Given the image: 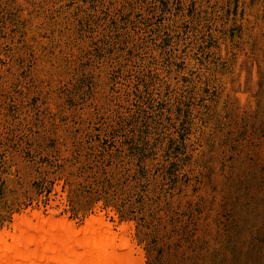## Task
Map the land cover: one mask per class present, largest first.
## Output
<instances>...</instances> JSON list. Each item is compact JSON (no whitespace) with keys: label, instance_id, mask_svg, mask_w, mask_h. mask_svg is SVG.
I'll list each match as a JSON object with an SVG mask.
<instances>
[{"label":"rangeland","instance_id":"rangeland-1","mask_svg":"<svg viewBox=\"0 0 264 264\" xmlns=\"http://www.w3.org/2000/svg\"><path fill=\"white\" fill-rule=\"evenodd\" d=\"M92 218L126 264H264V0H0V252Z\"/></svg>","mask_w":264,"mask_h":264},{"label":"bare ground","instance_id":"bare-ground-1","mask_svg":"<svg viewBox=\"0 0 264 264\" xmlns=\"http://www.w3.org/2000/svg\"><path fill=\"white\" fill-rule=\"evenodd\" d=\"M101 223L92 218L78 232L71 224L56 222L48 223L47 230L38 225L23 227L26 238L3 244L0 264H126V257L116 254L111 229Z\"/></svg>","mask_w":264,"mask_h":264}]
</instances>
